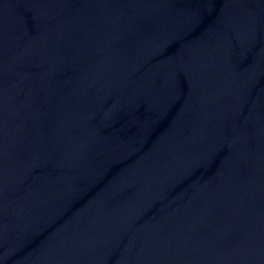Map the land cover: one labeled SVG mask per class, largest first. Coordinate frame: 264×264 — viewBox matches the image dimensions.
<instances>
[{"label": "water", "instance_id": "95a60500", "mask_svg": "<svg viewBox=\"0 0 264 264\" xmlns=\"http://www.w3.org/2000/svg\"><path fill=\"white\" fill-rule=\"evenodd\" d=\"M0 264H264V0H0Z\"/></svg>", "mask_w": 264, "mask_h": 264}]
</instances>
